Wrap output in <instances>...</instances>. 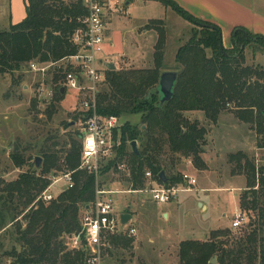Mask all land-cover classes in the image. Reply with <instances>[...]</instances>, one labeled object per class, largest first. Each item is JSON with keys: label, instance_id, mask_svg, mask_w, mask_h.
Here are the masks:
<instances>
[{"label": "trees", "instance_id": "1", "mask_svg": "<svg viewBox=\"0 0 264 264\" xmlns=\"http://www.w3.org/2000/svg\"><path fill=\"white\" fill-rule=\"evenodd\" d=\"M161 1L193 27L176 47L173 96L160 104L155 92L159 75L166 70L163 55L167 30L163 19L152 18L145 23L157 33L152 65L107 69L106 80L95 98L98 112L117 115L121 121L113 133L118 141L113 158L103 163L104 157L100 159L98 175L123 165L122 179L131 190L144 188L148 170L151 179L159 184L184 183L182 172L173 170L181 156L189 157L194 168L205 169L200 153L206 130L195 118L190 120L186 112L200 111L205 120L215 122L220 112L230 111L238 120L252 125L255 149L264 148V65L245 63L242 53L244 45L255 40L264 46V36L238 26L230 33L232 46L226 48L220 42L218 26L189 15L173 0ZM86 12L83 0H25V17L0 30V74L9 73L11 80L18 83L12 73L24 63L34 59L56 61L75 53L77 46L71 36ZM54 74L57 78L62 75L60 71ZM60 87L54 88L55 100L65 93H60ZM52 109L44 110L49 118ZM131 115H137L138 122H132ZM79 134L78 130L68 133L62 143L51 140L53 136L44 137L35 156L23 154L20 144L9 152L13 166L26 169L15 179L0 182V223L4 227L7 213L18 224V247L0 251V258L7 256L5 264H84L87 252L69 249L67 237L79 232L81 212L94 200L99 182L98 175L78 168ZM132 141L136 151L131 148ZM36 156L41 162L34 168L31 160ZM226 157L230 172L244 177L238 208L245 213L255 211L256 217H251L246 223L249 228L227 245L217 236L228 234L229 226L212 228L204 240L182 239L178 244L179 264H264V164L256 166L240 150L228 152ZM63 171L72 173V186L50 201L42 200L39 195L50 183L49 175ZM160 172L167 178L164 183ZM18 216L23 224L18 222ZM109 241L114 248L128 250L133 238L118 233L110 235ZM106 251L110 252V248ZM211 258L213 263L209 262Z\"/></svg>", "mask_w": 264, "mask_h": 264}, {"label": "rangeland", "instance_id": "2", "mask_svg": "<svg viewBox=\"0 0 264 264\" xmlns=\"http://www.w3.org/2000/svg\"><path fill=\"white\" fill-rule=\"evenodd\" d=\"M126 1L120 0L115 5L116 7L108 12L105 26L106 40L102 44L103 52L99 54V57L108 63H114L116 69L151 66L157 33L146 27L145 18H161L167 30L163 55L164 68L166 70L175 68L176 47L188 37L190 29L193 28L191 24L170 6L146 9L141 4V0H138L125 11ZM8 3L7 0H0V28L6 26ZM231 46L230 43V46L226 48ZM242 53L245 61L246 58H250L249 55L255 53H259L260 58L263 59L264 46L255 40L244 45ZM56 71L58 68L51 67L42 75L31 71L28 64L24 63L12 73L13 77L18 79V83L11 80L9 73L0 74V182L15 179L19 172L26 169L25 166L21 169L15 168L8 157L16 144L22 146L23 154L35 156L38 154V145L44 137L53 136L51 140L62 143L66 140L68 133L74 134L80 130L78 123L81 115L78 105L83 99V94L67 89L62 98L55 100L54 88L60 86L63 80L62 76L57 78L54 74ZM41 83L45 86L51 85L53 88V96L49 102L37 95L36 89ZM52 107V115L49 118L44 110H50ZM222 113L229 115L228 111ZM185 114L190 120L195 118L206 130L205 144L201 146L200 153L206 172L203 169L194 168L189 157H180L173 170L185 171L194 179L196 178L195 189L191 192L181 191L178 194L173 200L177 204L170 208L166 219L161 216V206L164 204H156L146 192H128L131 189L122 179L123 165H118L116 170L109 168L97 176L99 185L96 188L118 190L117 193L110 194L115 210L130 214L131 220L127 224L134 228L130 248L126 250L111 246L110 252L104 256L103 264H179L178 244L182 239L204 240L209 230L216 226L228 227L231 219L234 218L236 199L243 190L244 177L230 172L227 153L240 150L245 152L256 166L264 164V148L255 149L254 144L250 142L251 139L253 140L252 133L254 134L250 123L244 126L251 130L252 133H249L251 137L249 134L246 135L244 129V134L236 130L224 129L217 133L213 128L215 122L205 120L202 112L193 110ZM129 118L132 122H138L137 115H131ZM223 122L229 123L227 120ZM239 144H245V146L238 149ZM109 158H113L112 153L109 157L105 156L102 163ZM31 162L34 163V159ZM33 167L36 168L35 163ZM201 175H206L205 180L200 179ZM236 177L241 178V188L229 189L230 185L236 183ZM199 182L207 185L208 188L227 189L211 188V190L198 191ZM63 187L64 182L61 180L54 183L49 190L56 195L63 190ZM253 188L256 189L255 186ZM198 202H202L205 208L201 209ZM237 209L243 216L241 228L236 229L229 226L228 234L217 236V240L224 245L240 237L243 230L249 228L246 224L250 221L249 219L256 217L255 211L248 210L246 213L240 211L238 200ZM3 219L4 227L0 223V251L8 250L14 245L18 247L15 238L18 224L14 223L7 213H4ZM17 219L20 224L24 223L20 216ZM227 221L228 223L221 225ZM6 261L7 256L0 258V264H5Z\"/></svg>", "mask_w": 264, "mask_h": 264}, {"label": "built area", "instance_id": "3", "mask_svg": "<svg viewBox=\"0 0 264 264\" xmlns=\"http://www.w3.org/2000/svg\"><path fill=\"white\" fill-rule=\"evenodd\" d=\"M120 0H83L87 12L79 19L82 22L79 28L74 30L71 40L77 46V51L66 55L56 61L40 62L37 59L30 60L26 64L33 72L44 75L51 67L58 68L62 73V83L65 90H73L83 94L80 102V134L81 141L80 162L78 168L98 175L100 159L109 157L118 141L114 140L115 129L121 126L117 115H104L96 108V92L104 84L106 77V62L99 57L103 52L102 44L106 40V20L109 10L114 9ZM61 69V70H59ZM37 95L48 102L52 99L53 88L41 83L37 86ZM147 183L144 188L128 190V192H146L153 202L163 205L177 198L181 191L194 190L195 179L187 172H182L184 183L162 185L151 179V171L145 173ZM50 183L43 189L39 197L44 201H50L55 194L49 189L58 181L64 182L62 189L70 188L73 177L70 171L60 174L53 173L49 176ZM115 190L96 188L94 200L81 212L79 220L81 228L78 233H72L67 237V246L73 250L87 252L84 264H103L106 249L110 248V235L127 233L131 236L134 228L127 223L121 224L119 214L116 212L110 194ZM229 226L238 228L243 222V216L238 209L233 214Z\"/></svg>", "mask_w": 264, "mask_h": 264}, {"label": "crops", "instance_id": "4", "mask_svg": "<svg viewBox=\"0 0 264 264\" xmlns=\"http://www.w3.org/2000/svg\"><path fill=\"white\" fill-rule=\"evenodd\" d=\"M8 7H7V20L5 22L6 26H2L1 29H6L10 25V23H17V21L23 19L25 16V0H7ZM138 0H127L126 1V10L132 6L133 3H136ZM160 1V2H157ZM176 2L185 12L189 15L199 18L204 21H209L214 25L218 26L220 30V42L225 47H229L230 43V33L233 28L242 26L247 29L251 33H259L260 35L264 36V0H173ZM141 4L144 5L146 9L152 7L158 8H166L168 6L164 4L161 0H141ZM109 15V14H108ZM108 17V16H107ZM153 17H147L146 20L152 19ZM107 21V20H106ZM107 23V22H106ZM249 55V54H246ZM250 58H246L245 63L247 64H255L259 63L264 65L263 59L260 58L259 53H255L254 55H249ZM260 58V59H259ZM245 60V57H244ZM263 61V62H262ZM226 110L222 111L225 112ZM220 112L215 120L214 129L217 133H220L221 130H236L237 132H242L243 129L246 135H248L251 130L247 127L245 128V124L248 122L240 121L236 118L234 113L229 112V115H224ZM223 120L229 121V123H224ZM222 128V129H220ZM252 133V132H251ZM250 136V134H249ZM253 140L251 139L250 142L254 144L255 136L252 133ZM251 137V136H250ZM249 137V138H250ZM245 144H239L238 149L241 147L243 148ZM258 149V148H257ZM203 171L206 172L204 169ZM211 172V171H210ZM206 175H201L200 179L205 180ZM236 183L230 185L229 189H239L242 186L241 178L236 177ZM196 182V178H195ZM198 191H206L211 190V188L215 189H227L223 187H211L208 188L207 185H202L199 182ZM195 189V184H194ZM193 191V190H192ZM191 192V191H189ZM237 198V195L235 199ZM170 204V205H168ZM176 202L170 201L165 203L162 208L161 216L162 218L166 219L170 208L172 206H176ZM167 205V206H166ZM201 209L205 208V205L200 202ZM237 210V199H236V209ZM166 217V218H165ZM227 222H224L221 225H225ZM220 226V225H219ZM218 227V226H216Z\"/></svg>", "mask_w": 264, "mask_h": 264}, {"label": "water", "instance_id": "5", "mask_svg": "<svg viewBox=\"0 0 264 264\" xmlns=\"http://www.w3.org/2000/svg\"><path fill=\"white\" fill-rule=\"evenodd\" d=\"M106 67L107 69L113 70V68H115V64L106 62ZM159 76L160 77H159L158 85H157V88L155 89V92H157V94L159 95V103L162 104L164 101H168L173 96L172 90H173V86L175 84L177 75H176V71L174 70H163L161 71ZM64 90L65 88L63 86L59 88V91L61 94L64 92ZM131 148L133 149V151H136L135 141H132ZM34 158H35L34 159L35 167H37L41 162V158L39 156H36ZM159 177L163 183L167 180L164 172H160ZM198 205L201 206L200 202H198ZM119 219H120L121 224H125L131 220V215L128 213L121 212L119 214ZM209 262L213 263L214 258H211Z\"/></svg>", "mask_w": 264, "mask_h": 264}]
</instances>
